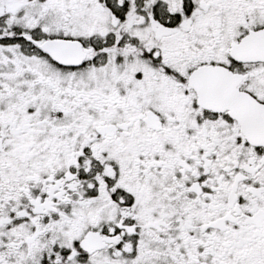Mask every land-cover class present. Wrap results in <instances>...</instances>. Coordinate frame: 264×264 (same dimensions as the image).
<instances>
[{"label": "snow or ice", "instance_id": "obj_1", "mask_svg": "<svg viewBox=\"0 0 264 264\" xmlns=\"http://www.w3.org/2000/svg\"><path fill=\"white\" fill-rule=\"evenodd\" d=\"M0 264H264V0H0Z\"/></svg>", "mask_w": 264, "mask_h": 264}]
</instances>
